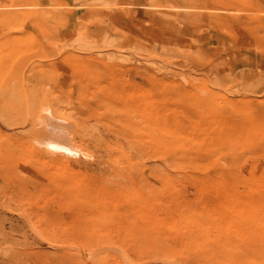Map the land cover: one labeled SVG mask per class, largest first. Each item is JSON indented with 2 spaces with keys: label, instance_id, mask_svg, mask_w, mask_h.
<instances>
[{
  "label": "rangeland",
  "instance_id": "1",
  "mask_svg": "<svg viewBox=\"0 0 264 264\" xmlns=\"http://www.w3.org/2000/svg\"><path fill=\"white\" fill-rule=\"evenodd\" d=\"M68 1L0 0V264H264V0Z\"/></svg>",
  "mask_w": 264,
  "mask_h": 264
},
{
  "label": "crops",
  "instance_id": "2",
  "mask_svg": "<svg viewBox=\"0 0 264 264\" xmlns=\"http://www.w3.org/2000/svg\"><path fill=\"white\" fill-rule=\"evenodd\" d=\"M146 1L147 0H135L132 4V6H135L136 8H138V10H136V13L137 14L139 13L141 15V16L139 15L140 18L143 20L146 19L145 14H148V13L151 14L152 13V12H149L147 9H145V8L149 7V5L145 4ZM68 3L70 5L74 4L73 6L82 5L80 2H77V0H69ZM76 13H77V11H76Z\"/></svg>",
  "mask_w": 264,
  "mask_h": 264
}]
</instances>
